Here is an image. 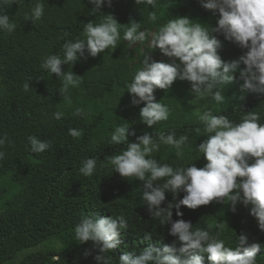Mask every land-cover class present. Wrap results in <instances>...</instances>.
<instances>
[{"label":"trees","instance_id":"16d2710c","mask_svg":"<svg viewBox=\"0 0 264 264\" xmlns=\"http://www.w3.org/2000/svg\"><path fill=\"white\" fill-rule=\"evenodd\" d=\"M169 3L172 5L168 8ZM33 6L34 0H25L22 6L13 4L6 8L16 29L11 33L0 31V135L6 133L14 144V147L5 145L6 155L0 161V264L12 261L13 256L26 248L30 250L14 260L15 264H96L97 253L91 242L79 244L74 236L75 222L86 214L98 217L123 214L128 220V230L121 234L120 244L110 253L113 260L128 251L149 246L161 249L171 244L175 238L169 235L170 224L161 225L142 205L141 182L122 178L112 171L106 157L117 154L124 146L109 145V140L114 128L127 122L129 131L135 132L128 136V142H135L144 133L154 135L170 128L177 130V139L189 136V144L182 151L161 143L153 156L161 163L193 162L198 168L203 167L206 163L203 155L198 159L200 154L191 145L196 140L195 147L209 133L198 120L197 105L190 102L193 99L190 82L178 80L170 90L156 89V101L167 105L171 115L152 127L141 123L139 109L143 104L133 105L125 90L140 67L143 46L128 48L121 34L115 49L109 47L96 57L79 58L61 66L63 71L71 70L83 79L79 87H69L72 99L69 106L60 95L61 81L56 74L40 68L42 58L61 53L64 32L71 34L68 39L82 37L83 24L91 20L99 22L100 18L88 15L92 7L88 0H45L44 15L31 21L28 16ZM202 10L199 0H159L155 8L137 6L135 0H111L110 7L102 5L100 9L102 14L113 15L120 24L140 21L142 28L152 30L173 18L169 15H192ZM149 11L156 12V22L148 20ZM217 19L218 16L211 26H215ZM148 54L155 61L153 54L162 57L159 49ZM25 83L30 84L27 90L23 87ZM241 83L234 79L226 89L225 102L213 101L208 106L214 114H228L237 120L239 111H260L264 122V99L259 108L252 107L264 95L242 93ZM77 107L85 110L84 117L73 115ZM54 112L63 113L62 118L54 119ZM69 127L82 130V136L71 137ZM30 135L46 139L49 149L31 153L26 148ZM92 156L99 160L97 171L84 177L78 172L80 162ZM182 196L179 193L176 200ZM169 202H173L170 193L161 206ZM250 208L251 205L237 203L232 211L228 204L215 202L196 209L181 206L182 216L177 217L173 208L172 220L183 219L213 231L218 221H225L222 238L228 246H234L232 231L236 235L246 234L249 242L264 245V231L259 230L255 218L249 214ZM146 233L151 234L150 239L144 238ZM86 250L91 254L85 256ZM256 255L258 264H264V247Z\"/></svg>","mask_w":264,"mask_h":264},{"label":"clouds","instance_id":"9594fccd","mask_svg":"<svg viewBox=\"0 0 264 264\" xmlns=\"http://www.w3.org/2000/svg\"><path fill=\"white\" fill-rule=\"evenodd\" d=\"M25 0H0V31L11 33L16 25L11 22L5 9L16 4L22 6ZM159 0H135L137 6L155 8ZM92 7L88 15L99 17L83 24L82 37L68 39L64 32L60 54H49L42 58L40 68L56 74L61 81L60 95L67 105L72 104L69 87H79L82 76L71 70L63 71L62 65L71 64L79 58L96 57L105 49H115L121 39L128 48L140 44L142 59L134 72L126 92L133 105L143 104L139 109V121L148 127L167 121L171 115L167 105L156 101V89L170 90L175 81H188L198 120L209 135L198 145H191L195 152L203 155L206 163L197 167L193 162L187 165L161 163L153 156L160 144L170 145L182 151L189 144V136L176 137L177 130L154 135L144 133L128 142L129 123L117 125L109 145L124 146L114 155L106 158L122 178L140 181V199L149 214L161 225L170 224L169 235L175 239L161 249L145 247L139 251H128L113 260L110 253L120 244L121 234L128 230L126 217L121 214L112 217L82 215L74 224L75 239L83 244L91 242L97 254L96 264H258L256 253L264 247L259 242H249L246 234L236 235L232 231L234 246H228L222 238L224 223L217 222L215 231L209 227L193 226L181 217V206L196 209L212 202L228 204L235 211L237 203L251 205L249 214L255 218L259 230L264 231V122L260 111L241 112L239 119L228 114H214L209 103L223 104L225 92L235 80H240L241 92L264 95V0H199L204 9L192 15L171 16L157 30L142 28L140 21L129 20L120 24L111 14H102V5L111 6V0H88ZM45 0H34L28 19L38 20L44 15ZM172 4H168V8ZM169 14V13H168ZM215 26H211L217 18ZM150 22L157 21L155 11L148 12ZM222 35V36H220ZM230 45V46H227ZM159 49L162 57L148 53ZM229 52L226 56L224 53ZM234 54L233 56H230ZM25 90L29 83L23 85ZM124 91V92H125ZM123 92V93H124ZM264 98L254 102L257 108ZM203 102V103H201ZM260 106V105H259ZM259 108V107H258ZM74 116L84 117L85 110L77 107ZM61 112L53 117L60 120ZM198 133L199 128L195 129ZM73 138L82 136V130L68 128ZM26 148L33 154L45 152L50 143L35 135L27 138ZM14 147L7 134L0 135V161L5 158V145ZM197 159V160H198ZM97 156L80 162L78 172L91 177L97 171ZM196 161V160H195ZM170 193L173 202L161 206ZM183 193L178 201L176 197ZM227 225V224H226ZM257 230V229H256ZM151 234H144L150 239ZM116 253L118 249L115 250ZM91 252L86 250L85 256Z\"/></svg>","mask_w":264,"mask_h":264},{"label":"rangeland","instance_id":"374dc122","mask_svg":"<svg viewBox=\"0 0 264 264\" xmlns=\"http://www.w3.org/2000/svg\"><path fill=\"white\" fill-rule=\"evenodd\" d=\"M201 103H203V102H201ZM29 250H30V248H26V249H23V250L19 251L15 256H13V257L11 258L12 261H10V259H9V260H7L4 264H15L16 261H14V260H16V259H17L18 257H20L22 254L28 252ZM9 262H10V263H9Z\"/></svg>","mask_w":264,"mask_h":264}]
</instances>
